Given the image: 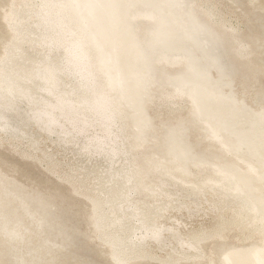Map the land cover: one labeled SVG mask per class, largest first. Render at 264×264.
<instances>
[{"label":"bare ground","instance_id":"1","mask_svg":"<svg viewBox=\"0 0 264 264\" xmlns=\"http://www.w3.org/2000/svg\"><path fill=\"white\" fill-rule=\"evenodd\" d=\"M105 1L123 55L143 63L141 130L78 0H0V137L27 156L47 139L65 160L43 158L65 162L71 192L87 200L83 210L61 189L21 188L0 157V264H264L263 4L146 0L156 17L138 16L135 46L136 3ZM186 72L215 116L196 109Z\"/></svg>","mask_w":264,"mask_h":264},{"label":"water","instance_id":"2","mask_svg":"<svg viewBox=\"0 0 264 264\" xmlns=\"http://www.w3.org/2000/svg\"><path fill=\"white\" fill-rule=\"evenodd\" d=\"M79 1L78 8L79 10L83 13L85 16L86 21L91 24L93 27L94 31L96 32L97 38L101 41V48H99V53L101 51L105 52L108 62L109 59H111V67L114 65V74H115V81L118 84V87L121 89L122 93L126 95L129 101V106L131 109V123L134 126L135 129H143V126H141V121H145L148 123L146 120L145 115L141 112V108L135 103L134 101V96L136 90L134 89L133 84H135L136 80H139L140 76L142 73L140 72L143 70V67L141 66L143 63L140 59L139 56H137L134 53V49H131V58H125L122 52L121 48V43L119 41L118 36L115 34V31L112 27V21H111V16L109 9L107 7L106 1L105 0H89L92 4V9L87 8L83 3ZM144 1L146 0H131V3H136L134 8L131 9V21L134 22V20H137L139 24H137V27L134 29L136 30L135 33L131 31V38L133 45L136 46V43L134 42V39L137 38V33L138 31L141 30V24H140V19L138 16H146L150 15L151 18L155 19L156 17V12L152 11L148 5L150 4L149 2L145 3ZM148 1H153V0H148ZM151 5V4H150ZM188 24V22H187ZM155 31L157 28H151L149 31ZM159 32H163L161 29ZM148 33V32H147ZM146 31H145V36H146ZM149 34V33H148ZM169 38V37H168ZM166 38V40L168 39ZM143 41V40H142ZM95 44V42L93 41ZM101 54V53H100ZM123 61L128 63V72L123 74ZM109 64V63H108ZM194 67L190 66V70H193ZM127 75H131V87L128 85V78ZM181 79L183 80V83H187L184 85H187L186 87L191 90L190 94L194 98V103L195 107L197 110H203L207 111L209 115H214L217 114V111L211 109L208 105V103L205 100V97L203 96V88L199 87L198 84L189 82L192 79V75H189V72H186V74H183L180 76ZM131 98V100H130ZM223 118H227V116H223ZM224 125H227L226 122H223ZM264 145V144H262ZM44 215L48 218L51 217V213L49 211H45ZM20 221V219H19ZM24 226V225H22ZM9 227L8 225H4L1 227V231L6 235V228ZM2 235V234H1ZM20 264L23 262L22 257H20Z\"/></svg>","mask_w":264,"mask_h":264},{"label":"rangeland","instance_id":"3","mask_svg":"<svg viewBox=\"0 0 264 264\" xmlns=\"http://www.w3.org/2000/svg\"><path fill=\"white\" fill-rule=\"evenodd\" d=\"M259 1H261V3L263 4V10L262 11H264V0H259ZM233 6L234 5H229V10H231V12H233V11L235 12V14H233V23L234 24L236 23V25L243 24L242 22L244 20L241 17L240 11L238 9L233 8ZM247 6H249V4L245 6V10L244 11L249 12V9L251 7L248 8ZM219 7L221 8L222 6H219ZM225 10H227V8H225ZM238 20H240V22H238ZM241 28L245 29V25L243 24V26H241ZM260 77L262 78V80H264L262 75ZM163 110L167 112V108H163ZM148 111L149 110H147V112ZM173 112H174V110H173ZM0 139H1V137H0ZM39 139H40L39 140L40 141V144H39L40 149L38 148V149L35 150V152L33 151V152L29 153V156H27L26 152H25V154H23V150L19 149V147H15L14 145L10 144L9 142H6L4 139H1L0 140V157L3 159V163H2L3 166L1 165L2 169H4V171L7 170L6 173H8L10 178H11V176H15V178H17V180H19V182H17V184L21 188H35L34 186H39L40 185L39 189H42V190H44L46 188V186H47V191H49V189L50 190L51 189H57V190L61 189L62 192L66 193L68 196H70L72 194V196L78 198L79 203L81 205V208L83 210L84 209L86 210L87 209V205L84 204V203L87 202V200H85L83 198L84 196L83 197H82V195L79 196L80 194L74 193V191L72 193L71 190H70L71 186H69V182H74V179L72 181L71 178H68V175H67L68 173L66 174V172H68L67 171V165L65 164V162H63V164H59V166L57 165V168H55L53 166V164L47 163L46 160L42 156V154H43L42 151H45L47 153H51V152H55V150H53V145L47 139H43V140H41V138H39ZM33 153H36V154L34 155ZM61 153L62 152H59V154H61ZM55 154H56V156H55V158H53L54 160H57L56 158H59V160H57V161H59L60 163H61V160H65V154L66 153H64L63 156H57V152H55ZM23 156H25V158H23ZM31 156H37V158H39V156H40V158L42 157L43 159L39 158V160H35V158H31ZM69 156H71V155L69 154ZM69 156H67V160H69ZM72 161L73 160H71V162ZM71 162H68V163L70 164ZM7 163H9V164H7ZM73 164H77V170H79V171L81 170L78 167L79 166V158H75V162H73ZM81 164H83V163H81ZM81 164H80V166H81ZM12 165L13 166L16 165V167H17L16 169L18 171H20L21 174H22V172H21L22 169L25 172H27L28 178H26V177L23 178V176L19 175L18 171H17L18 173L15 172V174H13V170L15 169V167H13ZM84 165L85 164H83V166ZM88 165L89 164H87V166ZM50 166L53 168V170H51ZM61 167H62V169H61ZM55 170H57V175L61 176V178H63V180H59V178H55V176H53V172H55ZM61 170L64 171L63 175L62 174L59 175V172H61ZM49 172H51V174H49ZM64 176H67V177H64ZM64 179L67 180V182H65ZM35 181H37L38 183L35 182ZM40 181H43L44 184H43V182L41 183ZM27 182H29L30 184L27 183ZM71 185H72V183H71ZM43 187H44V189H43ZM32 200H33V197H32ZM209 217H210V214H209L208 217L206 215H201L199 217H195V218H193V220L186 222V224H187L186 226L190 227V228H192L193 225H195V226H205V225L209 224ZM198 222H199V224H197ZM95 241L97 242L98 240L95 239ZM91 242L93 243L94 241L88 240V245H93ZM201 242H203V246H204L205 244L208 243V239H202ZM103 247H102V244H101L100 248H103ZM158 253H159V251H158ZM97 257H98L99 260H98V262H96L94 264H110L104 258V255L103 256L100 255V256H97ZM147 261L149 263H151V264H157V261L155 262L154 260H151L150 258ZM201 264H206V263L201 262Z\"/></svg>","mask_w":264,"mask_h":264}]
</instances>
